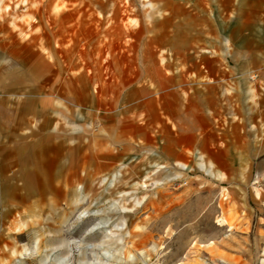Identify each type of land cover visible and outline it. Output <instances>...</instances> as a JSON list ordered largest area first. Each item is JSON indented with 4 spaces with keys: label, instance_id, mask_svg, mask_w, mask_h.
<instances>
[{
    "label": "rangeland",
    "instance_id": "obj_1",
    "mask_svg": "<svg viewBox=\"0 0 264 264\" xmlns=\"http://www.w3.org/2000/svg\"><path fill=\"white\" fill-rule=\"evenodd\" d=\"M54 2L0 0V55L15 35L54 57L69 129L77 110L84 124L79 174L49 203L3 197L0 264H264V88L253 83L255 109L247 80L223 73L264 67V1L153 0L121 14L118 0H65V39ZM190 55L220 65L214 101L244 110L242 133L226 131L222 109L207 126L190 117L206 111Z\"/></svg>",
    "mask_w": 264,
    "mask_h": 264
},
{
    "label": "crops",
    "instance_id": "obj_2",
    "mask_svg": "<svg viewBox=\"0 0 264 264\" xmlns=\"http://www.w3.org/2000/svg\"><path fill=\"white\" fill-rule=\"evenodd\" d=\"M17 41L15 35L4 39L7 49L0 55V69H5L0 70L1 227L4 226L3 197H15L12 201L15 209H18L15 204L20 202L19 197L23 200L34 197L32 203H36L43 196L46 197L45 203L52 202V196L62 193L63 189L66 191L69 181L78 176V157L79 154L82 156L78 149L79 145L82 146L80 139L84 124L77 110L76 121L80 126L75 131L69 129L65 117L67 105L58 101L54 93L59 87V94L62 88L55 86L53 89V85L60 82L58 70L53 69L52 62L43 61V55L34 54ZM233 64L223 70L227 81L234 79L243 84L246 80L251 81L252 75H257L254 83L259 80V85L264 88V67L255 73L251 67L245 69L243 63ZM183 67L188 69L189 76L199 77L198 87L204 91L201 96L205 100V113L191 111L190 117H194L199 125L207 126L209 120L222 109L221 119L226 131L242 133L246 125L244 110L230 107L229 98L227 104L222 103L219 109L214 101L218 100L214 94L221 82L220 65L213 59L204 60L190 55L187 65ZM240 92L243 97L244 91L241 89ZM257 122L262 126V120L257 119ZM83 163L81 158V173Z\"/></svg>",
    "mask_w": 264,
    "mask_h": 264
},
{
    "label": "bare ground",
    "instance_id": "obj_3",
    "mask_svg": "<svg viewBox=\"0 0 264 264\" xmlns=\"http://www.w3.org/2000/svg\"><path fill=\"white\" fill-rule=\"evenodd\" d=\"M55 2V5H52V8L49 10L48 12V15H49V19H50V23L53 25V26H57L59 27L60 29V32L63 34V37L64 39L66 38L64 35V29L62 27H60L61 25V20H62V17L64 16V13H65V10H67V6L65 4V0H60L58 3V0H54ZM153 0H118V4H115L114 7L119 10V13L121 12V14H126L128 12V7L127 5H130L131 3H135V11L136 12H140L141 9H143L144 6H148V5H151ZM120 2L123 4L122 7H120ZM4 14V11H2L1 7H0V15L3 16ZM110 21L112 19H109ZM122 25L119 24L118 28H121ZM111 29V28H110ZM109 29V30H110ZM117 29V28H116ZM111 31V30H110ZM68 46L65 48V52L66 53H69L70 54V47L72 45H70V43L67 44ZM69 47V48H68ZM43 50V49H42ZM111 50L112 49H108L106 52H105V64L107 65V68H108V75H112V72H113V62L115 64V61H113V57H111ZM43 52L48 56H43L41 57V59L43 61H48V62H53L54 61V57L52 55L49 54V52H47L45 49L43 50ZM71 55V54H70ZM75 58V57H74ZM73 58V59H74ZM75 67V70H76V75L77 78L79 80H83V79H89L90 76L87 74V73H84L82 72L80 69V66L77 64V61L76 59L74 60V65ZM247 82L249 83L248 86H247V89L249 91V98H250V103H252V107H254L255 109L258 108V103H257V94H256V89H255V86L254 84L247 80ZM182 169L188 173L190 170H191V167H182ZM120 214L123 213V210H119L118 211ZM221 224H227V221L222 219Z\"/></svg>",
    "mask_w": 264,
    "mask_h": 264
},
{
    "label": "built area",
    "instance_id": "obj_4",
    "mask_svg": "<svg viewBox=\"0 0 264 264\" xmlns=\"http://www.w3.org/2000/svg\"><path fill=\"white\" fill-rule=\"evenodd\" d=\"M256 78H257V75H252L251 78H250L251 82L254 83V81L256 80Z\"/></svg>",
    "mask_w": 264,
    "mask_h": 264
}]
</instances>
